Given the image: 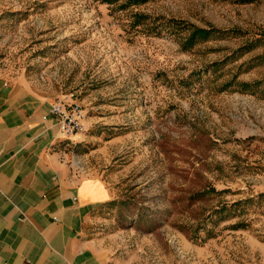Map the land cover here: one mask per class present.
I'll return each instance as SVG.
<instances>
[{
  "label": "rangeland",
  "instance_id": "obj_1",
  "mask_svg": "<svg viewBox=\"0 0 264 264\" xmlns=\"http://www.w3.org/2000/svg\"><path fill=\"white\" fill-rule=\"evenodd\" d=\"M0 71L82 106L108 264H264V0H0Z\"/></svg>",
  "mask_w": 264,
  "mask_h": 264
},
{
  "label": "crops",
  "instance_id": "obj_2",
  "mask_svg": "<svg viewBox=\"0 0 264 264\" xmlns=\"http://www.w3.org/2000/svg\"><path fill=\"white\" fill-rule=\"evenodd\" d=\"M51 103L0 71V264H108L90 228L109 190L76 171Z\"/></svg>",
  "mask_w": 264,
  "mask_h": 264
},
{
  "label": "built area",
  "instance_id": "obj_3",
  "mask_svg": "<svg viewBox=\"0 0 264 264\" xmlns=\"http://www.w3.org/2000/svg\"><path fill=\"white\" fill-rule=\"evenodd\" d=\"M49 113L55 120L60 139L70 141L73 136L85 131L82 106L74 93L54 100L50 105Z\"/></svg>",
  "mask_w": 264,
  "mask_h": 264
},
{
  "label": "trees",
  "instance_id": "obj_4",
  "mask_svg": "<svg viewBox=\"0 0 264 264\" xmlns=\"http://www.w3.org/2000/svg\"><path fill=\"white\" fill-rule=\"evenodd\" d=\"M106 1H110V0H106ZM142 1L144 0H127V3H137V2H142ZM188 29L190 30V34L188 38L186 39L187 45L191 43V41L194 39L195 36L208 35L210 33L209 30L196 28L194 26H191Z\"/></svg>",
  "mask_w": 264,
  "mask_h": 264
}]
</instances>
